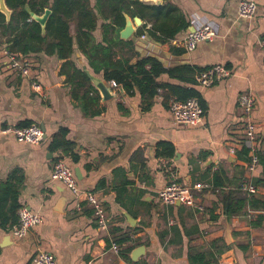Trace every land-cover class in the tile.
<instances>
[{
  "label": "crops",
  "instance_id": "crops-1",
  "mask_svg": "<svg viewBox=\"0 0 264 264\" xmlns=\"http://www.w3.org/2000/svg\"><path fill=\"white\" fill-rule=\"evenodd\" d=\"M253 1L258 5L255 16L242 19L239 0H172L190 27L162 43L167 48L162 53L171 55L164 68L180 72L163 73L156 83L199 93L204 120L194 127L175 123L163 89L151 105L137 91L129 95L121 87L114 89L94 72L93 60L77 45L76 37L67 56L57 50L28 56L31 79H27L11 69L0 36V129L38 124L46 136L41 144L29 145L0 135V182L14 172L24 176L19 203L44 217L22 239L14 236L13 227L0 228V264H34L40 250L51 253L57 264H198L203 262L201 255L208 262L222 248L218 264H264V210L247 207L241 215L229 217L221 203L233 193L251 199L239 189L244 179L259 188L254 198L264 201V0ZM141 21L142 28H152L147 20ZM108 23L101 18L97 44L103 37L108 43L115 37L102 33L101 26ZM207 24L215 30V39L186 52L182 39ZM89 48L85 46L87 52ZM125 51L114 46L118 58ZM138 57L134 50L133 60ZM215 65L228 68L230 76L201 87L195 76ZM98 81L108 87L107 97ZM243 93L256 98L251 120L260 162L253 170L251 153L246 155L241 145ZM61 128L68 130L67 140L74 146L67 153L51 150L53 136ZM164 142L174 148L171 159L160 156L159 145ZM60 157L74 171L81 190L100 200L108 221L105 229L99 227L84 195L77 197L52 179ZM216 173H221L218 187L197 193L204 211L163 205L158 199V191L174 175L186 185H213ZM259 219L261 226L254 227ZM123 238L127 242L119 244ZM113 242L119 250L112 249ZM140 247L145 248L143 254L132 260Z\"/></svg>",
  "mask_w": 264,
  "mask_h": 264
},
{
  "label": "trees",
  "instance_id": "trees-1",
  "mask_svg": "<svg viewBox=\"0 0 264 264\" xmlns=\"http://www.w3.org/2000/svg\"><path fill=\"white\" fill-rule=\"evenodd\" d=\"M5 1L12 15L10 21H7L6 16L0 12V36L5 39L3 44L10 54L27 58L42 51L53 53L57 50L62 56H67L73 51L76 37L77 45L88 54L89 59L93 60L90 64L96 74H102L107 83L116 82L118 87L123 88L129 95L139 92L149 105L153 104L160 89H163L162 97L168 107L172 99L187 101L191 98H200L194 89L178 85H157L156 78L159 75L166 72L173 75L180 71H167L162 63L151 58L134 62L133 42L120 39V32L126 23L125 14L150 22L152 28L146 30L141 27L139 33H148L163 44L188 31L189 20L175 7L172 0H161L163 4L160 5L146 4L142 0H96L94 6L91 0ZM27 7L37 16H43L47 10L51 11L44 30L39 22L32 19ZM104 17L109 23L101 26L102 33L104 35L110 33L115 37H112L110 43L103 37V42L97 44L95 32L99 29L101 18ZM114 44L120 45L122 51L126 49L119 58L114 52ZM86 45L90 47L88 52L85 50ZM184 71L189 74L192 69L186 68ZM67 134L66 129L58 130L52 139V151L61 150L65 153L72 151L74 146L67 140ZM159 147L162 158L174 157V148L170 144L164 142ZM243 150L249 155V149L244 147ZM219 178L221 173H216L212 182L213 187H218ZM23 184L24 176L18 175V172H14L8 180L0 182V228L4 231L9 226L14 227L18 222V212L22 208L19 197ZM249 197L250 200L233 193L221 199L223 213L231 217L241 215L247 207L251 210H264V201L254 196ZM261 223L259 219L252 225L261 226ZM127 240L123 238L118 243L124 244ZM224 250L225 248H222L216 255L211 254L215 257L211 256L208 262H204L205 255H201L203 262L198 264H218ZM195 257L196 260L200 259L198 255Z\"/></svg>",
  "mask_w": 264,
  "mask_h": 264
},
{
  "label": "built area",
  "instance_id": "built-area-1",
  "mask_svg": "<svg viewBox=\"0 0 264 264\" xmlns=\"http://www.w3.org/2000/svg\"><path fill=\"white\" fill-rule=\"evenodd\" d=\"M258 9V5L253 0H239L238 15L242 19H252ZM215 30L210 25H203L199 29L191 31L185 35L180 42L186 52H193L199 44L213 41L216 37ZM144 38V36H142ZM264 46V40L262 41ZM10 67L19 76L27 79L30 78V62L27 58H22L8 53ZM231 71L222 66L215 65L200 71L195 79L201 87L209 88L219 81L229 77ZM114 89L118 88L116 82L110 83ZM32 87L37 89L39 86L32 81ZM256 106V98L251 93H243L239 98V109L242 114L243 140L241 145L247 147L251 153L249 169L253 170L260 162L256 153V133L255 125L251 120V114ZM169 111L177 125L182 126H199L204 120V109L198 98H191L187 101L172 99L169 103ZM0 135L11 137L20 143L29 145H39L45 140V132L38 124H31L27 127L6 126L0 129ZM231 153H235V149H231ZM52 179L59 181L65 185L75 196L84 195L86 201L92 205L98 220L99 227L105 229L108 225L104 208L95 193L81 190L74 171L66 164L64 157H60L53 169ZM210 183H196L194 185H186L179 182L176 175L158 191V199L163 205L182 204L185 206L196 208L204 211L201 201L197 197V193L212 188ZM239 189L248 196H255L259 192V188L249 179L241 182ZM44 222L41 214L34 213L26 207L18 212V222L13 227V234L17 239L24 238L28 232ZM112 249L119 250L120 246L115 242L112 243ZM34 264H57L56 258L49 252L38 251L34 258Z\"/></svg>",
  "mask_w": 264,
  "mask_h": 264
},
{
  "label": "water",
  "instance_id": "water-1",
  "mask_svg": "<svg viewBox=\"0 0 264 264\" xmlns=\"http://www.w3.org/2000/svg\"><path fill=\"white\" fill-rule=\"evenodd\" d=\"M142 2L152 5L161 4V0H142ZM26 9L30 13L32 19L39 22L44 30L51 11L47 10L43 16H37L33 12H31L29 7H27ZM0 12L6 16L7 21H10L12 11L7 7L5 0H0ZM125 20V27L120 32V38L122 40H130L131 42H133L134 49L139 54V57L137 59H134V62L151 58L162 63L164 67H168L171 60V55L168 53H162V50H166L167 48L164 47L162 43L155 40L148 33H139L138 30L142 26L141 19L139 17H135L134 19H132L131 17L125 15ZM134 24L137 25V27H134ZM142 35L144 36V38H142ZM97 86L101 90L102 94L107 97V94L109 93L108 87L102 82L99 83V81L97 82ZM144 250V247L138 248L132 254V260L137 261V258H139L143 254Z\"/></svg>",
  "mask_w": 264,
  "mask_h": 264
}]
</instances>
